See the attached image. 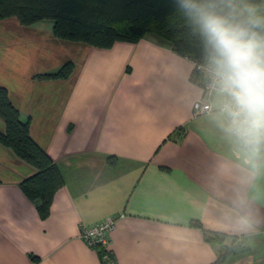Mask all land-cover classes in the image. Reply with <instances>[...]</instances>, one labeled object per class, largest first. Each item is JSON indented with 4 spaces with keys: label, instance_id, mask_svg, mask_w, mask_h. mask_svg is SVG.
Instances as JSON below:
<instances>
[{
    "label": "crops",
    "instance_id": "crops-1",
    "mask_svg": "<svg viewBox=\"0 0 264 264\" xmlns=\"http://www.w3.org/2000/svg\"><path fill=\"white\" fill-rule=\"evenodd\" d=\"M53 26L0 20V87L63 179L42 218L21 187L37 169L0 142V264H218L229 247L220 264H264V148L243 149L221 112L193 116L191 60L155 31L101 48ZM110 215L105 251L86 245L83 225Z\"/></svg>",
    "mask_w": 264,
    "mask_h": 264
},
{
    "label": "trees",
    "instance_id": "trees-1",
    "mask_svg": "<svg viewBox=\"0 0 264 264\" xmlns=\"http://www.w3.org/2000/svg\"><path fill=\"white\" fill-rule=\"evenodd\" d=\"M214 1L0 0V20L16 16L23 25L30 26L43 19H52L56 37L101 48H109L116 41L134 42L147 32L155 31L168 38L181 54L205 58L213 55V51L201 32L195 13H189L183 5L188 3L197 7V2L205 7ZM245 1L257 4L262 0ZM248 18L242 16L234 22L243 23ZM253 31L258 38L264 39V23ZM73 68V62H66L56 72L40 74L37 78H66ZM0 117L6 124V132H0V142L13 148L22 159L37 169L35 175L21 183V187L36 203L40 216L46 218L55 192L63 185L59 168L31 137L28 124L19 118L18 109L11 102L5 87H0ZM204 234L207 240L223 244L225 237L220 233L204 230ZM232 248L229 247L219 256L218 264L233 252Z\"/></svg>",
    "mask_w": 264,
    "mask_h": 264
},
{
    "label": "clouds",
    "instance_id": "clouds-1",
    "mask_svg": "<svg viewBox=\"0 0 264 264\" xmlns=\"http://www.w3.org/2000/svg\"><path fill=\"white\" fill-rule=\"evenodd\" d=\"M183 6L197 15L213 51L218 87L231 100L226 110L233 130L255 154L264 143V39L253 29L264 21L250 14L246 22L236 23L193 4Z\"/></svg>",
    "mask_w": 264,
    "mask_h": 264
},
{
    "label": "built area",
    "instance_id": "built-area-1",
    "mask_svg": "<svg viewBox=\"0 0 264 264\" xmlns=\"http://www.w3.org/2000/svg\"><path fill=\"white\" fill-rule=\"evenodd\" d=\"M187 57L191 60L193 65L192 79L202 90V97L193 104V116L199 117L215 111L223 113L228 118L232 133L239 141L241 147L251 152L241 137L233 130L232 118L226 110V106L231 103V100L230 97L223 93L218 87L213 59L210 57L200 58L193 55H187ZM219 93L223 95V99L217 106H214L213 99ZM263 148L264 143L259 146V151L255 154H260ZM121 216L122 215H110L93 225H83L81 237L84 243L102 252L105 251L109 244L110 233L115 229L117 220Z\"/></svg>",
    "mask_w": 264,
    "mask_h": 264
},
{
    "label": "rangeland",
    "instance_id": "rangeland-1",
    "mask_svg": "<svg viewBox=\"0 0 264 264\" xmlns=\"http://www.w3.org/2000/svg\"><path fill=\"white\" fill-rule=\"evenodd\" d=\"M196 5L199 9L215 12L216 14L222 15L229 19L231 22H234V20L242 16H249L250 14L264 21V0L257 4L249 3L245 0H216L209 3L205 7H202L200 3L197 2ZM195 16L197 17L196 14ZM209 57L213 59V55H210ZM220 95L221 94H219V96Z\"/></svg>",
    "mask_w": 264,
    "mask_h": 264
}]
</instances>
